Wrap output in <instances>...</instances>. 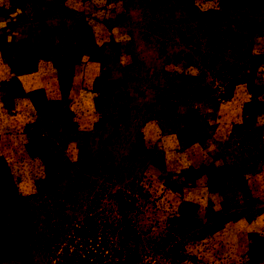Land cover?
Here are the masks:
<instances>
[{"label":"rangeland","instance_id":"374dc122","mask_svg":"<svg viewBox=\"0 0 264 264\" xmlns=\"http://www.w3.org/2000/svg\"><path fill=\"white\" fill-rule=\"evenodd\" d=\"M235 56L226 89L216 75ZM3 67L14 78H0V264L38 262L24 237L91 183L80 169L120 181L149 157L171 171L149 174L157 210L140 197L146 247L175 243L180 264H264V90L249 84L264 83V0H0ZM54 104L70 115L44 141L29 135ZM32 140L51 176L27 164Z\"/></svg>","mask_w":264,"mask_h":264},{"label":"trees","instance_id":"16d2710c","mask_svg":"<svg viewBox=\"0 0 264 264\" xmlns=\"http://www.w3.org/2000/svg\"><path fill=\"white\" fill-rule=\"evenodd\" d=\"M208 11L199 10L202 14H207ZM239 62L240 59L236 56L231 63L224 62L227 71L223 73L221 71L216 75L217 80L226 84V89L228 85L233 88L235 81L241 76L242 65ZM248 71L254 72V66L251 65ZM3 72L0 78H14L7 68H1L0 73ZM255 80L258 87H253L252 82L249 83L250 86L254 91H263L264 83L260 79ZM41 112L40 115L38 114L39 120H33L31 123L28 134L32 136L36 134L35 131H38V135L44 141V133L57 131L52 128L64 122L66 116L70 115V111L54 104ZM156 142L159 140L156 139ZM153 143L154 140H150L147 144L153 146ZM43 148L40 142L33 140L29 142L26 149L30 151L26 154L30 155L32 160H28L27 164L32 169L36 167L51 176L50 170L53 164L50 157L44 154L46 151ZM163 151L162 146L159 148L156 146L152 152L163 153ZM38 158L41 163L37 160ZM165 160L161 161L155 157H149L148 162L140 160L139 165L134 166L133 175H129L132 178L122 177L120 181L114 178L118 172L110 173L109 168L93 166L91 169L89 167L80 169L84 177L94 176L91 183L78 188L71 187L72 193L60 196L63 201H58L57 211L49 214L42 231L24 237V240L30 243L32 250H39L40 259L36 264H180L179 259H175L179 252L177 244L174 243L168 249L160 251L149 249L146 247V235L141 230L142 224L140 225V217L145 212L144 206L148 204L143 201L142 205L141 195L144 194L142 199L154 200L155 208L161 204L160 197L155 196L156 190L152 186V178L150 179L149 174L157 173L156 176H159L171 171ZM6 163L4 162L1 167L6 168L10 165ZM18 170H20L18 166L12 168L4 179L13 180ZM20 174L22 175V171ZM180 181L183 180L180 179ZM117 182H120L122 186L112 191ZM88 185H92V188L84 193L83 190ZM65 205H71L73 211L72 220L69 223L68 218L64 216ZM77 238L81 240L78 242ZM70 247H72L71 252H69ZM82 250L85 254L77 255Z\"/></svg>","mask_w":264,"mask_h":264}]
</instances>
